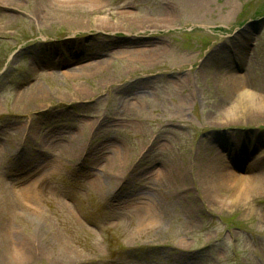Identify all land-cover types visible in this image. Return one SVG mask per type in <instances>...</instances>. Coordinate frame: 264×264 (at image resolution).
<instances>
[{
  "label": "rangeland",
  "instance_id": "374dc122",
  "mask_svg": "<svg viewBox=\"0 0 264 264\" xmlns=\"http://www.w3.org/2000/svg\"><path fill=\"white\" fill-rule=\"evenodd\" d=\"M5 1L0 191L39 178L44 223H11L20 234L39 226L42 244L59 238L74 253L28 264H264V106L238 95L264 100V0H94L97 10L67 0L78 12ZM154 47L149 61L140 50ZM77 64L104 69L69 71ZM24 87L45 97L25 109ZM245 155L258 179L226 181L227 158ZM112 159L119 167L102 173ZM148 210L156 231L139 235Z\"/></svg>",
  "mask_w": 264,
  "mask_h": 264
},
{
  "label": "bare ground",
  "instance_id": "6f19581e",
  "mask_svg": "<svg viewBox=\"0 0 264 264\" xmlns=\"http://www.w3.org/2000/svg\"><path fill=\"white\" fill-rule=\"evenodd\" d=\"M59 5L56 4L57 7H63V8H69L71 10L77 11L80 10L82 7L71 4L70 2H67V0H56ZM86 4L90 5L91 10H97L100 3L94 1V0H84ZM96 3V4H95ZM11 4H14L12 1L6 0L5 2H2V5L10 6ZM68 4V5H67ZM71 5V6H70ZM4 6V7H7ZM1 7V6H0ZM122 15V16H121ZM120 16L124 19V23L128 24V26H138V27H152V23H150V19L147 18H135L134 15L130 13H122ZM154 24V23H153ZM155 26V25H153ZM158 50L154 48L149 49H143L140 50L141 54L144 55V57L151 60H155L160 54L157 52ZM163 54V53H162ZM64 66V65H63ZM96 68L101 69L102 67L98 64L94 65ZM94 66L91 64H77L75 66H70L69 71H85L87 74L95 75L94 74ZM104 69V67L102 68ZM33 72H38L37 70H34ZM72 75V74H68ZM76 75V74H74ZM232 82H234L233 88L234 91L239 90L240 85L237 84V76L232 77ZM239 99L241 98H249L248 101L255 100L258 104L256 105L258 110H261V108L264 106V100H261L260 98H257L255 96H252L250 92L245 91L242 92V94H238ZM20 100H25V105L23 108H30L31 104H34V102H38L40 100H43L45 97L44 92L38 91V92H29L26 93V87L22 88L20 92L17 94ZM261 100V101H260ZM249 110V108H248ZM253 110V109H251ZM257 110V109H254ZM25 138V137H23ZM21 138L20 142H22V145L25 146V139ZM80 154V151L74 150V153ZM239 159V158H238ZM232 160H226L225 164L222 165V169L224 170V179L228 182H237L241 181L242 183L246 182H254L256 179H258V169L256 168V165L252 161H242L244 163V166L246 169L244 171H239L233 167ZM237 161V162H240ZM120 162L111 160L110 162H106L103 164L101 168V172L104 174L106 172L113 171ZM119 167V166H118ZM101 173V174H102ZM26 181V180H25ZM22 183V184H21ZM18 184L17 187H14V182L5 183L7 186H5L0 191V233L2 235H5V241L7 242L6 248H0V250H3V258L0 261V264H28L31 260L34 259V255L36 254H44L45 252H49L52 256L57 257L59 260H67L70 257H73L74 253L71 249H69L59 238L57 239V243L50 244L47 246V244H42L39 239V234L41 233V227L37 226L35 228V231H32V234L26 233H18L16 231V228L11 223V219H14L15 216L18 214H23L25 216H28L31 223H35V218H38L40 221L45 220L44 213L39 209L38 206V193L43 189L42 183H40L39 178L36 179V182L34 180L21 182ZM94 183L99 192L104 197H109L111 192H109L112 188L111 185L108 187H105L104 182L102 181L101 177L98 175L97 177H94ZM212 188L214 191H219V185L217 180H212ZM115 187V186H113ZM236 193V192H235ZM239 197L240 195L243 196L245 194H241V192L236 193ZM234 197V196H232ZM230 200V199H229ZM228 200V201H229ZM230 202V201H229ZM158 216L156 213L151 212L148 210L143 218V225H142V232L139 231V235H146L151 234L156 231L157 228V220ZM3 239V240H4ZM3 240L1 242H3Z\"/></svg>",
  "mask_w": 264,
  "mask_h": 264
}]
</instances>
